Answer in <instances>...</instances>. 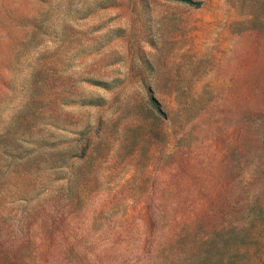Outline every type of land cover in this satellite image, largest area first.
<instances>
[{"label":"rangeland","instance_id":"1","mask_svg":"<svg viewBox=\"0 0 264 264\" xmlns=\"http://www.w3.org/2000/svg\"><path fill=\"white\" fill-rule=\"evenodd\" d=\"M0 264H264V0H0Z\"/></svg>","mask_w":264,"mask_h":264},{"label":"trees","instance_id":"2","mask_svg":"<svg viewBox=\"0 0 264 264\" xmlns=\"http://www.w3.org/2000/svg\"><path fill=\"white\" fill-rule=\"evenodd\" d=\"M191 3V2H190ZM154 101V100H153ZM153 106L156 108V109H160L159 107H158V104H156V102L153 104Z\"/></svg>","mask_w":264,"mask_h":264}]
</instances>
